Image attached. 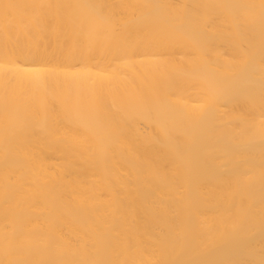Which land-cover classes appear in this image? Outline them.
<instances>
[{"label": "bare ground", "instance_id": "bare-ground-1", "mask_svg": "<svg viewBox=\"0 0 264 264\" xmlns=\"http://www.w3.org/2000/svg\"><path fill=\"white\" fill-rule=\"evenodd\" d=\"M0 264H264V0H0Z\"/></svg>", "mask_w": 264, "mask_h": 264}]
</instances>
